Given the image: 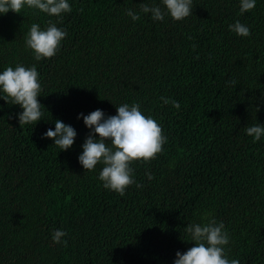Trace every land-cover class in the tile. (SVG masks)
<instances>
[{"label":"trees","instance_id":"obj_1","mask_svg":"<svg viewBox=\"0 0 264 264\" xmlns=\"http://www.w3.org/2000/svg\"><path fill=\"white\" fill-rule=\"evenodd\" d=\"M68 2L59 17L27 7L0 14V72L35 65L44 113L20 127L23 109L0 99V264H174L194 246L187 225L212 219L229 234L230 260L264 264V136L246 134L264 125V0L243 14L240 0H192L181 21L140 10L164 9L162 0ZM237 21L249 37L229 29ZM50 22L67 36L36 61L25 37ZM134 102L167 142L131 165L143 187L121 196L103 187L102 164L79 163L91 130L77 117L100 109L107 118ZM57 119L77 132L66 151L44 138ZM56 230L67 247L53 242Z\"/></svg>","mask_w":264,"mask_h":264},{"label":"clouds","instance_id":"obj_2","mask_svg":"<svg viewBox=\"0 0 264 264\" xmlns=\"http://www.w3.org/2000/svg\"><path fill=\"white\" fill-rule=\"evenodd\" d=\"M162 4L164 9L142 4L140 10L145 14L151 13L154 21H163L166 14L175 21L192 15V0H162ZM255 6L256 0H240V13L249 12ZM25 7L57 17L72 11L68 0H0V14H7L9 11L20 14ZM127 15L133 21L140 19V15L131 9L127 11ZM229 29L241 37L251 35L249 27L239 21L229 25ZM66 36L67 32L54 23L50 22L46 30H41L39 24L33 23L25 37V44L33 51L34 59L40 61L54 57ZM41 91L39 72L35 65L25 67L17 64L15 68L9 66L0 72V92L3 93L0 99L23 109L18 114L20 127L26 124L36 125L43 119L42 104L38 99ZM160 99L164 104L171 103L177 110L180 108L175 100L168 97ZM81 117L85 126L91 130L82 145V154L78 157L83 168L92 171L98 164H102L99 180L103 182V187L121 196L133 184L137 188L143 187L133 179L134 169L131 165L138 161L150 162L163 152L167 138L161 125L151 116H146L140 110L139 103L135 102L131 106L122 104L116 107V115L107 118L100 109L86 116L81 113L77 118ZM246 134L254 137L253 142H257L264 136V125L249 126ZM76 136V130L59 119L55 121V130L48 129L44 134V138L54 140V145L63 151L73 146ZM148 179L154 177L149 173ZM185 231L190 235L194 246L183 254L177 251L174 264H240L238 259L230 260L225 254V246L229 244L230 237L223 222L217 223L212 219L205 224H189ZM66 235L63 230H56L52 234V240L67 247V240L62 239Z\"/></svg>","mask_w":264,"mask_h":264}]
</instances>
